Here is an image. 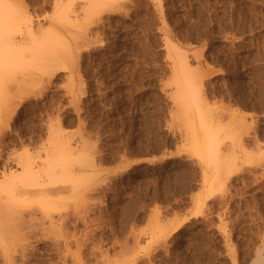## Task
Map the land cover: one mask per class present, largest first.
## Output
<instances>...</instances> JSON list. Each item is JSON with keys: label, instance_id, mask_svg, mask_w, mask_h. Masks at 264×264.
Wrapping results in <instances>:
<instances>
[{"label": "rangeland", "instance_id": "obj_1", "mask_svg": "<svg viewBox=\"0 0 264 264\" xmlns=\"http://www.w3.org/2000/svg\"><path fill=\"white\" fill-rule=\"evenodd\" d=\"M8 1L14 22L3 12L18 27L10 40L27 47L56 38L60 61L40 68L37 58L12 70L16 77L4 74L11 83L3 78L0 127L12 120L0 128V172L17 170L7 156L46 140L58 123L84 155L73 169L85 180L72 203L60 195L70 210L56 216L60 230L17 228L0 264H264V0H110L97 15L91 0ZM190 74L200 76L191 80V94L200 95L194 105L182 90ZM199 111L214 127L226 125L225 140L239 131L232 138L243 140L235 148L240 166L231 176L212 172L194 151Z\"/></svg>", "mask_w": 264, "mask_h": 264}, {"label": "bare ground", "instance_id": "obj_2", "mask_svg": "<svg viewBox=\"0 0 264 264\" xmlns=\"http://www.w3.org/2000/svg\"><path fill=\"white\" fill-rule=\"evenodd\" d=\"M8 1V0H7ZM103 1H105V3H103L102 4V2ZM107 1H109L110 2V0H91L89 3H90V5L93 7V8H96L95 10H98L97 12L95 11L94 13L96 14H99V10H107L108 8H110V7H108V2ZM113 1V0H112ZM157 1V0H156ZM160 1V0H159ZM158 1V2H159ZM9 2V1H8ZM10 3V2H9ZM100 4V5H99ZM110 6H111V4H109ZM122 5V4H121ZM120 5V6H121ZM160 5V4H159ZM7 6L9 7V4L6 2V0L5 1H3V0H0V92H4V93H2V95L4 94V100H5V93H6V86L4 85V83H5V81L3 80V78L8 82V83H11L10 81H8L5 77H4V74H6L7 72H10V71H12V70H15V69H18V68H20L21 69V67L22 66H24L25 67V65L26 66H28L29 65V61H36V59L37 58H39L38 60V62H35V63H38V64H40V68H42V67H46L47 65H49L48 63H46V61H51V59H53L54 61L55 60H58V61H60L59 59H58V57H57V53H56V51H58L57 50V48L59 47V44H58V42L57 41H55V40H57L56 38H55V40H53L52 38L50 39L49 38V40H51V41H47L46 42V38H45V40H44V43L43 44H40L39 42V44L37 43L36 45L37 46H35V44H33V42H31V41H29V42H31L30 43V45H32V46H21V47H18V46H20L19 44H17L16 42H15V44H14V41H11L10 40V38L13 40V36L11 37L10 35L12 34V32H13V30H14V36H16L17 35V31H16V29L18 28H16V26H12V27H10L9 26V24L11 23H9L8 21L11 19L12 21H13V19L11 18L12 16H11V13H10V11L12 10V5H11V7H10V10H8L9 11V13H10V15L8 14V11H7ZM67 6V5H66ZM88 6V5H87ZM89 7V6H88ZM160 7H161V5H160ZM72 8V7H71ZM88 11H89V9L88 8H86ZM5 10V11H4ZM91 10V9H90ZM94 10V9H93ZM109 10H111V9H109ZM7 12V14H8V16H10V19L9 18H7V15H6V13H4V12ZM61 11V13L63 14V12H65L64 10H60ZM63 11V12H62ZM75 12V11H74ZM89 13H90V11H89ZM103 13V12H102ZM60 14V13H59ZM64 14H66V13H64ZM93 14V13H92ZM96 14V15H97ZM67 15V14H66ZM76 15H78V13L76 14ZM60 16V15H59ZM90 18H92L91 17V15L89 16ZM63 18H64V21L66 20L67 21V18L65 19V16H63ZM69 18H71L70 16H69ZM100 18V17H99ZM78 19V18H77ZM89 19V18H88ZM10 20V21H11ZM24 20V19H23ZM59 20V19H58ZM63 20V19H62ZM28 21V20H27ZM26 21V22H27ZM60 21V20H59ZM65 21V22H66ZM92 21V20H91ZM101 21V20H100ZM14 22V21H13ZM24 22H25V20H24ZM31 22V21H30ZM29 22V23H30ZM90 22V21H89ZM95 22V21H94ZM60 23V22H59ZM32 24V23H31ZM96 25V24H95ZM9 26V27H8ZM35 26V25H34ZM7 27V28H6ZM38 27V26H37ZM36 27V28H37ZM40 27V26H39ZM27 28H28V26H27ZM32 28V27H31ZM30 27H29V29H31ZM35 28V29H36ZM41 28V27H40ZM91 28V27H90ZM9 29V30H8ZM24 29H26V28H24ZM29 29H28V31H29ZM39 29V28H38ZM18 30V29H17ZM41 30V29H40ZM85 30V29H84ZM90 30V29H89ZM12 31V32H11ZM11 32V33H10ZM37 32V31H36ZM43 32V31H42ZM90 32V31H89ZM16 33V34H15ZM19 33V32H18ZM28 34H29V36L31 35V36H33L32 35V31H31V34H30V31L28 32ZM50 34H51V36H50ZM6 35H7V39H8V43L7 44H5L4 42L5 41H3V38L4 39H6ZM8 35L10 36V38L8 37ZM34 35H36L35 33H34ZM44 35H46V34H44ZM44 35H42L41 37L42 38H44ZM30 36V37H31ZM46 36H50V37H52V33H48V35H46ZM26 37V36H25ZM40 37V36H39ZM17 38V37H16ZM22 38V37H21ZM54 38V37H53ZM6 39V40H7ZM28 39V38H27ZM34 39V37L32 38V40ZM48 39V38H47ZM19 40V39H18ZM24 40V42L25 41H27L28 42V40H25V39H23ZM11 41V42H10ZM22 41V40H21ZM34 41V40H33ZM27 42H25L26 43V45L28 44ZM42 42V41H41ZM56 42H57V44H58V47H57V44H56ZM20 43V42H19ZM22 44H23V41L21 42ZM20 43V44H21ZM24 43V44H25ZM17 44V46H15ZM61 44V43H60ZM170 44V43H169ZM84 46V45H83ZM83 46L81 47V48H83ZM28 47H30V48H28ZM62 47H63V45H62ZM80 47V46H79ZM172 47V46H171ZM59 49V48H58ZM65 50V49H64ZM77 50V49H76ZM81 50V49H80ZM179 50V49H178ZM177 51V50H176ZM26 52V53H25ZM176 53H179V52H176ZM37 54V55H36ZM71 54V53H70ZM79 55V54H78ZM199 55V54H198ZM198 55H196V56H198ZM177 56H181L182 57V55H177ZM200 56V55H199ZM198 56V57H199ZM170 57V56H169ZM201 57V56H200ZM79 58V57H78ZM197 58V57H196ZM33 59V60H32ZM35 59V60H34ZM186 59V58H185ZM79 60V59H78ZM182 60V59H181ZM178 62H179V60H178ZM183 63H184V61H182ZM27 63H28V65H27ZM62 62H58V64L60 65ZM23 64V65H22ZM37 64V65H38ZM63 64V63H62ZM179 64V63H178ZM186 64V63H185ZM185 64H182V63H180L178 66L179 67H181V68H184L183 67V65H185ZM31 65V64H30ZM180 65H182V66H180ZM56 66V65H55ZM61 66V65H60ZM62 66H64V65H62ZM188 66H190V65H188ZM30 67V66H29ZM29 67H27V68H29ZM57 67V66H56ZM31 68H32V66H31ZM46 68H48V67H46ZM62 68V67H61ZM187 68V67H186ZM45 68H43V71L42 72H44L45 70H44ZM63 69H66V67L64 68L63 67ZM185 69V68H184ZM188 69H189V67H188ZM21 70H23V68L21 69ZM20 70V71H21ZM33 70V69H32ZM41 70V69H40ZM55 70V69H54ZM193 70V69H192ZM47 71V70H46ZM68 71V70H67ZM180 71L182 72V70L180 69ZM190 69H189V73H190ZM13 72V71H12ZM25 72V71H24ZM36 72H38V71H36ZM54 72V71H53ZM52 72V73H53ZM176 72V71H175ZM194 72V71H193ZM14 73V72H13ZM29 73V72H28ZM27 73V74H28ZM40 73H41V71H40ZM55 73V72H54ZM177 73V72H176ZM188 73V74H189ZM197 73V72H196ZM10 74V73H9ZM9 74H7V76L9 75ZM15 74V73H14ZM13 74V75H14ZM45 74V73H44ZM44 74H42V77L44 76ZM181 74H183V73H181ZM191 74H192V72H191ZM190 74V78H191V76L194 74H192L191 75ZM46 75V74H45ZM54 75V74H53ZM196 75V74H195ZM193 76V77H196V78H198V77H200V76H197L198 75V73H197V75L196 76ZM200 75V74H199ZM209 75V74H208ZM9 76H11L12 77V75H9ZM21 76V74L19 75V77ZM33 76V75H32ZM39 76V75H38ZM187 76V77H186ZM204 76V75H203ZM203 76H202V78H203ZM15 77H16V74H15ZM19 77L17 76V78L19 79ZM26 78H27V76H25ZM184 77H186V78H189V76L187 75V73L185 74L184 73ZM184 77H183V80L186 82L185 84L186 85H183L182 86V90L183 91H186V96H188V97H191V99L189 98V101H187L188 102V104L190 105H192L193 103H195V104H198L200 101H199V99L198 98H200V95L198 94V93H193V94H191L192 93V89H191V87L192 88H194L193 86H192V78L191 79H184ZM36 78V77H35ZM45 78V77H44ZM9 79V78H8ZM34 79V78H33ZM40 79H42V78H40ZM53 79V78H52ZM199 79V78H198ZM198 79H195V80H198ZM31 80V79H30ZM37 80V79H36ZM43 80V79H42ZM47 80H49V78L47 79ZM46 79H45V83L46 82H48ZM49 81H51V80H49ZM69 81V80H68ZM71 81H73L71 78H70V82ZM184 81H183V84H184ZM39 82H41V81H39ZM192 82V83H191ZM200 82V81H199ZM29 83V82H28ZM44 83V82H43ZM44 83V84H45ZM5 86V88H4V90L3 91H1V88H3V85ZM19 84V83H18ZM20 84H25V86H27L26 84V81H25V83L23 82L22 83V80H21V83ZM43 84V85H44ZM42 85V84H41ZM200 85H202L203 86V84H200ZM17 86V85H16ZM15 86V87H16ZM24 86V87H25ZM34 86V85H33ZM40 86V84L37 86V87H39ZM191 86V87H190ZM11 87V86H10ZM18 87H19V85H18ZM9 88V87H8ZM12 88V87H11ZM11 88L9 89V90H11ZM27 88H29V86L27 87ZM32 88H36L35 86L34 87H32L31 86V88H29V89H31L32 90ZM40 88V87H39ZM42 88V87H41ZM43 88H44V86H43ZM189 89L191 90V91H189ZM197 90H198V88H196ZM15 90H16V88H15ZM17 90H19L18 88H17ZM42 90V89H41ZM44 90V89H43ZM42 90V91H43ZM14 91V90H13ZM13 91H12V93H13ZM20 91V90H19ZM33 91H36V93L38 94V92H41L40 90H38V92H37V90H33ZM45 91V90H44ZM30 92V91H29ZM21 93H22V91H21ZM33 92H31V94H32ZM1 94V93H0ZM15 94V93H14ZM26 94V93H25ZM30 94V93H29ZM30 94V95H31ZM41 94V93H40ZM184 94V93H183ZM8 95V94H7ZM29 95V96H30ZM33 95V94H32ZM11 98L13 97V96H11V95H9ZM16 96H17V93H16ZM22 96V95H21ZM34 96H35V93H34ZM38 96V95H37ZM41 96V95H40ZM2 97V96H1ZM19 97V96H18ZM31 97V96H30ZM75 97V96H74ZM14 98V97H13ZM12 98V99H13ZM24 98V97H23ZM29 98V97H28ZM32 98V97H31ZM7 99V98H6ZM15 99V98H14ZM2 100V99H1ZM3 100V101H4ZM16 100V99H15ZM26 100V99H25ZM28 100V99H27ZM74 100H76L75 98H74ZM5 101H7V100H5ZM21 101V100H20ZM14 102V101H13ZM12 101L11 102H9L10 104H14ZM16 102V101H15ZM18 102V101H17ZM74 102V101H73ZM198 102V103H197ZM186 103V102H185ZM5 104L3 103V106H4ZM6 105H9V104H6ZM6 105H5V108H6ZM18 105H19V103H18ZM194 105V104H193ZM206 105H208V103L206 104ZM2 106V105H1ZM1 106H0V109H1ZM13 106H15V105H12V107ZM17 106V105H16ZM10 107H11V105H10ZM18 107V106H17ZM10 109V110H9ZM22 109V108H21ZM188 109H190V107H188ZM205 109V108H204ZM203 109V110H204ZM207 109H209L208 107H207ZM2 111H3V109H1ZM0 110V111H1ZM5 110V109H4ZM7 110H9V111H11V112H9L8 114L6 113V111L4 112V113H6L5 115H8V116H11V115H13V112H14V107L11 109V108H9V107H7ZM26 110H28V109H26ZM202 110V111H203ZM1 111V112H2ZM202 111H199V117H200V120H199V124L200 125H198L199 126V133H196V135H194V131H195V129L193 130V132H192V136H195V137H193V140H194V145H193V148H194V151L197 153V155L202 159V162H204V164L205 165H207L211 170H212V172L214 171L215 172V174H217V175H222L223 177L225 176H231L234 172H236V170H238L237 169V167L238 166H240V165H237V160L236 159H238V158H236V150H235V148L237 147V149L241 146H239V140H241L240 139V137H239V135H238V137H239V140H237V136H236V141L232 138V136H235L236 134H238L237 132H239V131H237V132H235L236 134L234 135V131H233V135L232 134H225V135H232L231 136V138H230V136H229V139H226L225 140V138H223L224 137V133H223V131H224V128H226V125L224 126V125H222L221 126V124H219V126H216V127H214L215 125V123H213V124H211V121H212V119L213 118H211L210 119V116H206V114H204ZM211 111V110H210ZM209 111V112H210ZM204 112H206V111H204ZM208 113V112H207ZM15 114V113H14ZM17 114V113H16ZM198 114V113H197ZM209 114V113H208ZM216 114V113H215ZM5 115H3V117L2 118H5ZM211 115H212V113H211ZM2 116V115H1ZM0 116V117H1ZM217 116V115H216ZM231 117H233V116H231ZM7 118V121L8 120H10V118H8V117H6ZM11 118H13V116L11 117ZM50 118V117H49ZM222 118V117H221ZM224 118V117H223ZM44 119V118H43ZM51 119V118H50ZM60 119V118H59ZM215 119V118H214ZM12 120V119H11ZM10 120V121H11ZM39 120V119H38ZM231 120V119H230ZM3 123H2V125H4L5 126V124H6V126H8L7 128H10L9 126H10V124L9 125H7L8 124V122L6 121L5 122V119H3ZM41 121V120H40ZM217 121V120H216ZM1 122V121H0ZM57 122H59V120H57ZM226 122V121H225ZM229 122V121H228ZM5 123V124H4ZM46 123H47V121H46ZM45 123V124H46ZM55 123V122H54ZM218 122H216V124H217ZM230 123V122H229ZM232 124H233V122H231ZM17 124V123H16ZM41 124H43V123H41ZM0 125H1V123H0ZM12 125V124H11ZM33 125V124H32ZM31 125V126H32ZM48 125V124H47ZM57 125H58V123L57 124H51V126L50 127H48L47 129H49L48 131H46V132H48L47 133V135H45L46 136V140L44 139V138H42V136H40L38 139L39 140H35L34 142H31L30 144H28V146H25L26 147V149L24 150V152H22V153H20V155H18V157H17V155L16 156H12L11 157V155L8 157L7 156V158H6V160H7V162H9V161H13V162H15L16 163V166H17V170H12L11 168L10 169H8V167H6L4 170H3V172L1 173L0 172V248H2L3 249V247H5L6 249H8L7 247H12V245L13 244H11V242H9L8 240H7V235H9V234H12L13 232L15 233V231H16V229L17 228H20V231L21 230H26L27 228H22V226H25V227H32V226H35L36 228H39V229H43V230H45V228H43V226L46 224V223H48L49 225H50V228H52V229H50L49 227V229L51 230V231H49V233H51L52 232V230L55 228V226H56V228H55V230L56 229H58L59 228V225H61V222H58V221H61L63 218V211H64V209L65 208H67V206L66 205H68L69 203H67L68 201H70L71 203L73 202L72 201V194H74V192H73V190H75V188H76V185H79L80 183L82 184V180L84 179V178H80V177H78V175L75 173V168H74V165L73 164H75V162L74 161H78V160H80V158H79V156H84L82 153V155H79V154H77L76 155V153H77V151H76V149L77 148H75L74 146H73V143H72V137L71 138H68V137H66L68 134H65L64 133V131H63V129H61V128H59V127H57ZM59 125H61V124H59ZM58 125V126H59ZM3 126V127H4ZM14 126V125H13ZM39 126V125H38ZM224 126V127H223ZM233 126V125H232ZM2 127V128H3ZM34 127H36V126H34ZM40 127V126H39ZM1 128V127H0ZM1 128V129H2ZM6 128V127H5ZM4 128V129H5ZM6 128V129H7ZM41 128V127H40ZM227 128H231V126L230 127H227ZM0 129V130H1ZM39 129V128H38ZM14 130V129H13ZM4 131V130H3ZM6 131V130H5ZM44 132H45V130H43ZM43 132V133H44ZM227 132V131H226ZM230 131H229V129H228V133H229ZM28 133V132H27ZM31 133V132H30ZM66 133H68V132H66ZM191 133V132H190ZM231 133V132H230ZM24 134V133H23ZM38 134V133H37ZM66 136H65V135ZM3 135V134H2ZM17 135V134H16ZM30 135V134H29ZM35 135V134H34ZM33 135V136H34ZM40 135V134H39ZM38 135V136H39ZM70 135V134H69ZM223 135V136H222ZM1 136V135H0ZM44 136V137H45ZM243 136V135H242ZM2 137V136H1ZM0 137V138H1ZM10 137V136H9ZM35 138V137H34ZM226 138H228V137H226ZM17 139H18V137H17ZM26 139V138H25ZM10 140H13V139H10ZM34 140V139H33ZM228 140H230V145H229V148L226 146V141L227 142H229ZM18 141V140H17ZM31 141V140H30ZM12 142V141H11ZM74 142V141H73ZM236 142H238V145H237V143ZM241 142L243 143V140H241ZM240 142V143H241ZM1 143V142H0ZM19 143V142H18ZM21 143V142H20ZM75 143V142H74ZM241 143V144H242ZM6 144V143H5ZM229 144V143H228ZM237 146H236V145ZM2 145V144H1ZM4 145V144H3ZM24 146V145H23ZM244 146V145H243ZM16 147V146H15ZM14 147V148H15ZM77 147V146H76ZM32 148H33V151H36V152H31L32 151ZM35 148H37V150H34ZM241 148V147H240ZM20 149V148H19ZM244 149H245V147H243V151H244ZM1 150V149H0ZM14 150H16V149H14ZM21 150H22V148H21ZM246 150V149H245ZM10 151V150H9ZM193 151V152H194ZM3 152V151H2ZM14 152V151H13ZM5 153H6V151H5ZM12 153V152H11ZM16 153V152H15ZM79 153V152H78ZM237 153H238V151H237ZM3 154H4V152H3ZM244 154H245V151H244ZM7 155V154H6ZM14 155V154H13ZM76 155V156H75ZM79 155V156H78ZM261 155H264V153H262ZM260 155V156H261ZM78 156V157H77ZM6 157V156H5ZM75 157H77L78 158V160H76L75 159ZM84 159H85V157H83ZM83 158H81L83 161H84V159ZM239 159H240V157H239ZM81 160V161H82ZM85 161H88V159L86 160L85 159ZM91 162H92V160H90ZM236 161V162H235ZM239 161V160H238ZM89 162V161H88ZM88 162H86L87 164H90V163H88ZM10 163H12V162H10ZM239 163H240V161H239ZM77 164V163H76ZM75 164V165H76ZM87 164H84V165H87ZM82 164H80V166H81ZM4 166V165H3ZM7 166H8V163H7ZM206 166V167H207ZM10 167V166H9ZM74 168V169H73ZM243 170V169H242ZM211 172V171H210ZM211 172V173H212ZM240 173V172H239ZM213 174V173H212ZM211 174V175H212ZM225 174H227V175H225ZM210 175V174H209ZM237 175V174H236ZM209 176H208V174H204V180H205V182L206 183H208L209 182V178H208ZM213 177H215V176H213L212 175V178ZM219 177H221V176H219ZM223 177H222V179H223ZM85 180V179H84ZM83 180V181H84ZM221 182V181H220ZM213 184V183H212ZM214 187V186H213ZM213 187H212V189H213ZM214 190H215V188H214ZM214 190H212V191H214ZM66 194V195H68V198H67V202L65 203V204H63V200H62V198H60L61 196V194ZM64 199V198H63ZM66 199V198H65ZM62 200V201H61ZM75 207H76V205H75ZM68 210H69V208H67ZM63 210V211H62ZM66 212H68L67 210H65ZM72 211V210H71ZM65 212V213H66ZM76 212V211H75ZM61 213H62V215H61ZM64 213V214H65ZM68 213H70V210H69V212ZM74 213V212H73ZM72 213V214H73ZM77 213V212H76ZM75 213V214H76ZM69 215V214H68ZM67 215V213H66V216L64 217V218H66V220L68 219L67 217H69ZM78 215V214H77ZM59 216V217H61L62 219H60V220H58L57 222H56V219L55 218H57V217ZM58 217V218H59ZM73 217H75L74 215L72 216V218ZM71 217H69V219H70ZM72 218H71V220H72ZM74 220V219H73ZM65 221V220H64ZM70 221V220H69ZM183 222V221H182ZM56 223H60L58 226L57 225H55ZM66 223H67V221H66ZM74 223V222H73ZM33 224H35V225H33ZM48 224L46 225V228H47V226H48ZM62 224H64L63 222H62ZM69 224H70V222H69ZM37 225L39 226V227H37ZM55 225V226H54ZM75 225V224H74ZM68 226V225H67ZM76 226V225H75ZM35 227H33L32 229H31V231L34 233V232H36L35 230H36V228ZM42 227V228H41ZM45 227V226H44ZM62 227V226H61ZM64 227V226H63ZM62 227V228H63ZM66 227V226H65ZM70 228H71V226H70ZM39 229H37V231L39 230ZM66 229V228H65ZM40 230V231H41ZM55 230H53V231H55ZM58 230H60V229H58ZM71 230H73V229H71ZM30 231V230H29ZM47 231H48V229H47ZM66 231V230H65ZM69 231V230H68ZM56 232V231H55ZM61 232V231H60ZM67 232V231H66ZM74 232V231H73ZM72 232V233H73ZM21 233H23L22 231H21ZM43 233H44V231H43ZM42 233V234H43ZM47 233V232H46ZM45 233V234H46ZM59 233V232H58ZM70 233V232H69ZM16 234V233H15ZM17 234H18V232H17ZM17 234H16V236H17ZM24 234V233H23ZM23 234H21V235H23ZM31 234V233H30ZM35 234V233H34ZM45 234H44V236H45ZM57 233H54V235H56ZM61 234H62V232H61ZM25 235V234H24ZM24 235L23 236H21V238L23 239V237H24ZM41 235V234H40ZM50 235H53V234H50ZM60 235V234H59ZM62 235H64V234H62ZM69 235V234H68ZM14 236V235H13ZM12 236V237H13ZM38 236V235H37ZM44 236H41V238L42 237H44ZM47 236H48V233H47ZM47 236L45 237V238H47ZM15 237V236H14ZM13 237V238H14ZM52 237V236H51ZM63 237V236H62ZM66 237V236H65ZM71 237H73V236H71ZM18 238V237H17ZM56 238H58V237H56ZM21 239V240H22ZM25 239V238H24ZM26 239H28V238H26ZM66 239H67V237H66ZM12 240V239H11ZM20 240V241H21ZM33 240V239H32ZM38 241H39V239H37ZM48 240V239H47ZM50 240V239H49ZM52 240V239H51ZM59 239H57L56 241H58ZM60 240H61V238H60ZM63 240V239H62ZM65 240V239H64ZM68 240V239H67ZM75 240V239H74ZM28 241V240H27ZM41 241V240H40ZM39 241V242H40ZM54 241V240H53ZM72 241V240H71ZM71 241H68V242H71ZM18 242V241H17ZM21 242H24V241H21ZM29 242V241H28ZM27 242V243H28ZM31 242V241H30ZM67 242V241H66ZM38 243V242H37ZM64 243V242H63ZM53 244H54V242H53ZM69 244V243H68ZM59 245V244H58ZM65 245V244H64ZM54 246H55V244H54ZM70 246H71V244H70ZM18 247V246H17ZM23 247V246H22ZM21 247V248H22ZM31 247H32V245H31ZM61 247V246H60ZM59 247V248H60ZM20 248V247H19ZM26 248H24L23 250H25ZM60 249H62V248H60ZM1 250V249H0ZM64 250H65V247H64ZM1 251H3V255H1V256H4V250H1ZM0 251V252H1ZM8 251H9V249H8ZM7 251V252H8ZM16 251V250H15ZM6 253V252H5ZM67 253L69 254V251L67 250ZM91 253H93V252H91ZM1 254V253H0ZM24 254V253H23ZM94 254H96V253H94ZM93 254V255H94ZM98 254V253H97ZM101 254H102V251H101ZM8 255V254H7ZM25 255V254H24ZM92 255V256H93ZM13 256V255H12ZM70 256H72L71 254H70ZM69 256V257H70ZM96 256V255H95ZM25 257V256H24ZM90 257V256H89ZM96 257H98V256H96ZM16 258V257H15ZM261 259H262V257H260ZM259 258V259H260ZM264 259V258H263ZM25 260H26V257H25ZM3 261V260H2ZM1 261V262H2ZM18 261V260H17ZM81 261V260H80ZM23 262V261H22ZM262 262V261H261ZM15 263V262H14ZM17 264H18V262H17ZM22 264V263H21ZM27 264V263H26ZM83 264H85L84 262H83Z\"/></svg>", "mask_w": 264, "mask_h": 264}]
</instances>
